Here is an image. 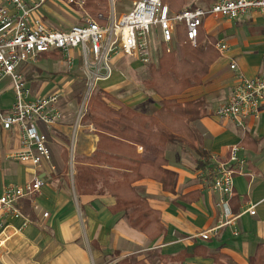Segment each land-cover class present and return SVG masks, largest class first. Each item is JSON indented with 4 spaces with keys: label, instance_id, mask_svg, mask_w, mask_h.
Here are the masks:
<instances>
[{
    "label": "crops",
    "instance_id": "1",
    "mask_svg": "<svg viewBox=\"0 0 264 264\" xmlns=\"http://www.w3.org/2000/svg\"><path fill=\"white\" fill-rule=\"evenodd\" d=\"M134 2L130 1L131 6ZM197 2L186 0L185 5L196 3L200 6L194 7L201 8L207 5L203 1ZM47 3L58 4L67 13H60L61 22L73 24L51 23L45 14ZM47 3L42 8V15L49 26L68 29L80 23L76 7L70 8L59 0ZM201 32L208 41L225 43L228 52L214 60L198 86L171 99L179 104L202 103L200 118L189 127L196 137L194 146L208 155L207 165L198 169V156L185 143L175 142L163 148L137 147L143 160L153 162L162 157L166 161L163 168L174 174L170 190L148 177L132 185L148 207L158 212L161 233L150 238L130 227L124 212H113L115 200L109 194L77 192L75 160L93 154L98 136L92 125L82 123L80 119L77 128L82 131L76 136L74 152L68 153L62 139L69 134L71 122L67 109H63L60 102L62 119L47 131L53 171L49 168L38 171L11 159L10 154L18 148L17 138L13 131L5 132L0 128V191L4 184L23 187L36 175L44 182L37 193L18 202L23 218L0 220V264H118L122 261L137 264H256L254 257L258 246L264 245V107L257 119L245 122L243 130L233 121L216 119L213 112L227 101L234 72L238 71L248 79L264 74V18L256 14L238 20L208 17ZM41 62L51 68L54 64H65L62 57L59 60L40 58ZM231 63L235 64V71L230 70ZM24 68L20 72L26 81ZM141 68L138 61L122 56L114 58L111 78L98 83L97 91L110 95L139 114L155 115L162 106L161 98L149 94L143 85L133 81ZM54 79L62 84L65 76L58 74ZM41 80L36 85L26 81L33 98L58 92L49 74ZM10 88L6 80L0 83L1 108L9 107ZM5 100H8L7 104H4ZM42 131L46 132L43 128ZM231 146L239 147L238 156L245 163L241 173L234 177V193L229 200L235 225L221 226L217 207L221 196L210 188V170L216 161H227L226 150ZM32 204L39 210L34 211ZM252 206L254 216L246 212ZM44 213L48 215L46 218H43ZM25 220L28 223L23 225ZM214 229L206 240L199 235Z\"/></svg>",
    "mask_w": 264,
    "mask_h": 264
},
{
    "label": "built area",
    "instance_id": "2",
    "mask_svg": "<svg viewBox=\"0 0 264 264\" xmlns=\"http://www.w3.org/2000/svg\"><path fill=\"white\" fill-rule=\"evenodd\" d=\"M49 1L0 0V83L9 80L12 92L9 107H0V128L13 131L18 141L17 150L9 157L38 171L54 170L47 131L62 119L61 94L54 92L33 98L20 72L22 67L34 65L44 53L56 51L68 66L79 55L95 82L106 81L112 76L114 58L118 56L144 65L153 64L157 38L161 50L172 53L177 32L183 30L189 44L195 46L199 30L208 17L238 20L256 14L264 18V0H213L207 8L186 7L179 11H172L161 0H137L117 19L110 12L108 24L101 26L85 11L86 0H59L70 8L76 7L80 14L79 24L64 29L45 22L42 8ZM214 48L221 57L228 52V46L222 42H216ZM229 68L236 70L234 63ZM262 107L264 74L248 79L237 71L227 101L215 109L213 116L233 121L243 130L248 119L258 118ZM239 150L238 146L228 147L227 161H216L210 170V188L221 196L217 204L221 226L235 225L229 200L234 193V177L241 173L245 163L238 156ZM43 185L37 175L23 187L4 184L0 191V220L23 218L18 202L37 193ZM32 207L34 211L39 210L36 205ZM246 212L254 216V206ZM47 216L43 214V218ZM27 223L25 220L23 225ZM214 232L215 229L199 235L206 240Z\"/></svg>",
    "mask_w": 264,
    "mask_h": 264
},
{
    "label": "trees",
    "instance_id": "3",
    "mask_svg": "<svg viewBox=\"0 0 264 264\" xmlns=\"http://www.w3.org/2000/svg\"><path fill=\"white\" fill-rule=\"evenodd\" d=\"M161 1L173 11H179L186 2ZM84 9L101 26L108 24V0H86ZM176 37L178 49L172 53L163 52L158 65L149 66L150 78L143 82L145 89L161 98L160 110L152 116L142 115L110 95L96 91L89 97L86 113L81 118L82 123L92 125L98 136L96 150L89 157L75 160L77 192L83 195H111L115 200L113 212H124L129 226L150 238H156L162 231L159 214L148 207L132 185L148 177L170 190L174 174L163 168L166 161L162 157L153 162L143 160L137 153V147L163 148L181 142L198 156V169L205 168L208 162V155L194 146L196 137L189 127L190 123L200 118L202 103L179 104L171 97L201 83L209 66L219 56L214 48L216 42L211 40L208 44L201 28L195 46L189 44L183 30H178ZM40 58L59 60L61 54L44 53ZM254 261L264 264L263 244L258 246ZM118 264L137 263L122 261Z\"/></svg>",
    "mask_w": 264,
    "mask_h": 264
},
{
    "label": "rangeland",
    "instance_id": "4",
    "mask_svg": "<svg viewBox=\"0 0 264 264\" xmlns=\"http://www.w3.org/2000/svg\"><path fill=\"white\" fill-rule=\"evenodd\" d=\"M130 1L131 0H117V1L108 0L109 12H112L115 19L119 18L120 16H122L123 14L127 13L130 10V6H131ZM197 1H198L197 3H201V1L206 2L207 3V5H205L206 8L209 7L211 3L213 2V0H197ZM125 5H126L125 10L122 11L121 8H123ZM193 5L200 6L199 4H196V3ZM186 7L191 8L190 5L183 6V8H186ZM60 13L67 15V13L65 11H62L60 6L56 3L54 4L49 3L45 7V14L47 15L51 23L53 24L59 23L64 26L73 24V23H70L69 21L61 22V18H59L61 16ZM66 19L69 20L68 18ZM155 42L157 44V52H156V58L154 59L153 64H151L153 66L158 65V60L163 54V50H161L162 48L159 45L158 38L156 39ZM208 44H210V41H208ZM178 47H179V43L176 39L173 45V50L176 51ZM76 55H78L77 52H76ZM122 57L127 58L133 62H136V60H133L129 57H124V56ZM39 62H40V59L34 65L25 66L24 68L25 79L29 85L31 84L36 85L37 83H40V81H42L41 79H43L46 76V74H49V77L55 83V87H56L55 90L63 94L62 98H60L61 107L63 109H67L68 111L67 117L69 118L68 121L71 122V129L69 131V134L66 137H63L62 141L68 153L72 154L75 150L76 136L78 133L82 131V128L78 130L77 124L79 123V120L81 119V117H83V115L86 113V105H87V101L89 97H91L93 93L99 90L98 83H100L101 81L95 82L93 80L91 75H89L84 63L82 62V60H80L79 55L77 59L75 60V62H73L69 66L67 64H63L61 66L59 64H54V65L52 64L53 68H51L50 66H47L45 62H41V63ZM149 66L150 65L141 64L142 68L138 72V75H137L138 77L137 79L135 78V80H133L135 84L138 83V84L143 85L144 81L149 80L150 78ZM42 73L44 74L42 75ZM62 73L65 76V81L62 84H60L57 81H55L54 77ZM6 81L9 85L10 83L9 80L6 79ZM62 89H65L66 91L63 93ZM147 91L148 93L150 92L151 95L152 93H154L151 90H147ZM10 94H11V91H9V94L7 95L8 99H9ZM7 102L8 100H5L4 104H7Z\"/></svg>",
    "mask_w": 264,
    "mask_h": 264
}]
</instances>
